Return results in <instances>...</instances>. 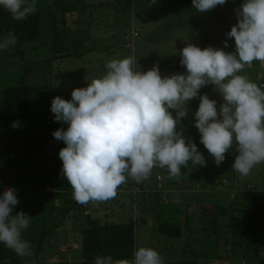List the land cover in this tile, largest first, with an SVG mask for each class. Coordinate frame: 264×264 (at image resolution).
Returning a JSON list of instances; mask_svg holds the SVG:
<instances>
[{"label": "clouds", "instance_id": "clouds-1", "mask_svg": "<svg viewBox=\"0 0 264 264\" xmlns=\"http://www.w3.org/2000/svg\"><path fill=\"white\" fill-rule=\"evenodd\" d=\"M225 0H192L194 8L206 12ZM2 7L16 21L37 12L36 0H0ZM235 42V53L192 44L181 49L180 63L187 74L161 78L158 66L134 71V57L112 59L105 63L106 73L93 79L86 88L74 89L71 100L54 97L50 111L55 121L68 124L66 131L52 133L64 142L58 155L62 172L78 204L103 202L115 198L117 189L131 178L140 183L154 168L166 170L170 178L181 175V167L206 166L193 143H187L176 126L187 116L185 104L196 98L199 90L212 84L224 103L219 113L216 101L199 96L195 127L200 142L217 166L237 144L239 153L233 169L247 176L264 163V89L239 75L253 61L264 62V0H245L237 12V24L226 33ZM17 42L9 32L0 49ZM224 47H228L225 41ZM169 109L176 110L174 119ZM218 115L222 119H218ZM13 127L18 126L13 122ZM16 190L0 194V243L19 257L34 255L31 244L22 237L31 222L25 213L11 215L18 204ZM95 264H164L152 248L139 247L132 259L113 260L98 255ZM33 264L35 262L33 261Z\"/></svg>", "mask_w": 264, "mask_h": 264}, {"label": "trees", "instance_id": "trees-1", "mask_svg": "<svg viewBox=\"0 0 264 264\" xmlns=\"http://www.w3.org/2000/svg\"><path fill=\"white\" fill-rule=\"evenodd\" d=\"M242 1L244 0H240V3ZM26 2L31 3V0ZM177 2L192 4V0ZM36 6L37 12L22 21L14 20L0 7V41L9 32L13 33L17 40L16 44L8 49H0V60L4 58L0 65L5 63V72L12 70L6 75L8 79L6 86L0 85V171L10 165L20 167L24 176L31 169L36 172L55 171L57 180H60L58 185L60 192L56 194L64 203L56 207L52 202L45 205L42 201L41 204L33 201L28 216L31 222L23 231L22 237L29 241L34 255L19 257L0 243V264L60 262L58 260L67 257V253L60 251L53 243V238H57V232L69 219L88 217L83 213L85 204H78L73 199V190L67 179H63L62 161L58 153L66 145L52 135L58 129L66 131L68 128L67 123L55 121L54 114L50 111L52 99L59 96L66 101L70 100L63 96L61 91L54 90L49 82L28 84L25 79L30 75L39 81L42 74L44 76L47 71L52 70L57 61L75 57L80 59L90 52L99 51L89 42L91 40L89 35L82 33L85 29L77 27L78 21L72 19L94 6L88 0H36ZM210 45L211 40H205L199 48L203 50ZM27 47L30 48L26 50ZM38 47L44 50L43 57H30L29 53L35 52ZM110 50L116 51L114 48ZM26 52L29 59L15 65L16 67L13 66L16 57L26 56ZM180 60L176 69L178 74L186 75V68L181 65ZM254 66L257 72L256 61ZM17 71L19 83L11 84L17 80L15 79ZM169 112L175 119V110L169 109ZM195 112L189 108L187 116L180 118L176 131L185 139L186 144L190 142L196 145L197 151L205 159L206 166L193 165L191 161L187 167L182 166L181 175L178 177L181 178L179 187L195 191L199 184L201 190L197 195L206 196V199L197 201L192 195L182 208L180 203H164L161 200V193L156 192L157 180L151 185L146 179L140 183L133 181L140 189L137 199L140 197L141 201H136V198L133 201L131 198L132 203L142 202L140 207L142 206L144 213L151 209L156 211L153 216V232L169 238L172 241L170 242L172 249L175 247L173 241L183 240L181 245L183 255L180 254L175 259L170 257L174 259L173 264H205L202 261L208 259V255L203 249L207 246L211 247L212 259L219 261V264H233L237 261L241 264H264V180L259 188H249L247 185L234 186L236 171L232 166L236 157L235 145H232L225 154L224 161L217 166L214 158L200 142L201 136L195 127ZM13 122L18 126L13 127ZM48 145L54 153L51 160L45 156V146ZM42 160L51 164L44 167ZM194 168L200 171L197 172ZM159 172L162 173L161 170ZM163 173H166L167 181L172 183L168 172L165 170ZM223 179L227 181L226 185L222 184ZM58 181H55V186ZM128 181L132 184L131 180ZM217 181L221 185H218ZM63 192H66L65 195ZM219 194L223 195V198ZM143 202L147 205H143ZM171 204L173 207H170ZM58 209L62 210L57 211ZM146 221L142 213L136 220L119 224L101 223L88 218L86 225L78 228L80 240L77 250L82 258L81 263L95 264L94 258L98 255H110L113 260L132 259L136 250L135 228ZM190 236L193 237L192 241ZM195 243L198 249L194 247ZM221 243H224L230 253L224 260L218 255V246Z\"/></svg>", "mask_w": 264, "mask_h": 264}, {"label": "rangeland", "instance_id": "rangeland-1", "mask_svg": "<svg viewBox=\"0 0 264 264\" xmlns=\"http://www.w3.org/2000/svg\"><path fill=\"white\" fill-rule=\"evenodd\" d=\"M161 1L162 0H103L102 5L93 8L96 10L95 12L90 13L89 9L88 13L84 16H74L72 19H75V21L77 20L76 17L79 18L78 24L76 23L77 27L86 28L82 30V33L92 38H90L91 40L89 42L92 43L93 47H97L99 51L90 52L80 59L75 57L57 61L53 69L47 71L44 76L40 73L42 77L40 76L41 79H39V81H37L38 78L30 75L26 77L25 81L28 84H44L49 82L54 90L61 91L63 96L71 100V92L74 89L86 88L93 79L102 77L106 73L105 63L112 59H122L129 56L134 57L136 63L133 65V68H135V71L141 72H146L156 65L158 66L161 78H164L170 77L173 74H178L176 67L178 66L179 59H181L180 51L188 44L199 47L203 41L211 40L210 47L216 50H223L226 53H235L234 39L228 38L226 33L237 24V12L240 10L242 2H245V0L241 3L240 0H225L223 5L209 10L215 11L217 9V12H213L209 17H204L202 12L194 8L193 4H184L177 2V0H167L164 1L165 3H161ZM139 3L152 5L151 7L149 5V9L146 7V13L143 14ZM161 5L163 7L165 6V8L160 10L159 6ZM178 9H180V11H178ZM131 27H134L137 31L139 30L138 38L134 40V46L137 48L134 49L135 51H133V49L132 51L127 50L123 43ZM150 37L152 39H149ZM225 41L228 44L226 48L224 47ZM29 48L30 47H27V49H25L28 50ZM112 48L116 49V51L111 52L110 49ZM143 49L148 50V53H145ZM43 52L44 50L38 47L35 52H30L29 56H40L42 58L44 55ZM25 54H27V52ZM27 59H29L28 54L23 57L18 56L15 61L13 60V66ZM3 60L4 58L0 61L4 62ZM249 66L251 67V65ZM5 69V63L0 65V85L2 86H4L8 80L6 75L12 71L8 70L5 72ZM245 71L246 69L244 68L241 72L242 75H246L249 78L255 73L254 71L245 73ZM18 72L19 71H17L15 78L17 80H11V84L19 83ZM2 76H4V78ZM261 77L262 76H260V80ZM209 85H211L208 86L209 89H211L212 84ZM200 95L203 96L204 93L202 92ZM207 95H209V99H211V96L212 98L216 96L217 99L221 97L216 88L213 89L212 95L211 92ZM198 107L199 104H197V106L187 107L186 111L189 108L197 111ZM49 164L51 163L42 160V165L44 167ZM159 170L162 172L164 171L159 168H154L152 170L149 176L150 178H147L148 183L152 185V182L156 180L159 174ZM199 171L200 169L197 170V172ZM53 176V172L50 170L36 172L34 169H31L30 172L24 176L20 167H13L12 165L0 171V194L9 188L16 190L15 195L18 204L13 207L11 215L14 216L19 212H23L28 217L31 212L33 201L40 204V201H42L45 205H47L48 202H52L53 204L57 202L55 203L56 207L60 206V204L63 205V199L56 193L47 194L44 191L47 183L51 180H55ZM161 178L163 179V177ZM263 180L264 163L256 165L247 176H242L237 173V182L239 185L249 182L259 188L258 186L262 185ZM127 187L132 189V185L129 181L118 187L120 188L119 192L121 189L125 190ZM200 190L198 184L194 193H177L175 198H179L182 208L183 204L186 203L185 200L192 195H194L193 198H196L197 201L206 199V196L197 195ZM165 195L167 200L168 197L169 200L172 199L169 193ZM179 195H184V197H179ZM118 198L126 201V205L124 207H117L115 206L114 198L109 199L104 201L105 204L108 205L109 201L111 202L108 208L109 211L107 212H104V207L98 206V203L101 202H91L90 216H96L101 223L119 224L125 223L128 220H133V211H131L132 205H129V202H127V199L131 201V194H129V196L127 195V198L121 195H119ZM182 198L184 201H181ZM139 201H141L140 197ZM141 207L139 206V208H136L140 213L143 209H141ZM170 207H173L172 204ZM94 209L97 210L96 213L93 212ZM61 210L62 209H58L57 211ZM148 212L149 211L142 213L146 216ZM146 220L145 224H138L135 228V249L139 247L152 248L161 255L164 264H173L175 257L180 254L183 255L181 246L183 240L173 241L175 247L172 249L170 247V242L172 241L163 235L154 233L152 229L153 222H151L150 219ZM80 221H82V219ZM74 229L75 224H72L71 221L69 223H64L57 232V238L54 237L52 241L57 247L60 243L64 244L60 249L64 253H67V257L64 258L65 260L68 259V256L72 259L69 264H82L80 253L78 250H74V244L72 243V231L70 230ZM189 238L192 241L193 237L190 236ZM77 240H80V238L75 239V242H77ZM194 247L198 249L196 243ZM78 248L79 246L77 245L75 249ZM203 252L208 255V259L202 261L203 263L219 264V261L216 262L211 257V247L207 246L203 249ZM229 254L224 243H221L218 246V255L223 257L224 260V257H227ZM170 257L174 259H170ZM62 261L63 258H61L60 262ZM237 262H233V264H238ZM239 264L241 263L239 262Z\"/></svg>", "mask_w": 264, "mask_h": 264}, {"label": "crops", "instance_id": "crops-1", "mask_svg": "<svg viewBox=\"0 0 264 264\" xmlns=\"http://www.w3.org/2000/svg\"><path fill=\"white\" fill-rule=\"evenodd\" d=\"M102 1L103 0H88V2L90 3V4H92L94 7H96V6H99V5H102ZM165 0H162L161 1V3H165L164 2ZM181 3V2H180ZM139 5H140V9H141V11H142V13L144 14V13H146V11L145 10H147V8L149 7V5H150V7H151V5L152 4H146V3H139ZM167 6V5H166ZM147 7V8H146ZM159 8H160V10L161 9H164L165 8V6L163 7L162 5L161 6H159ZM149 9V8H148ZM96 10L95 9H90L89 10V12L90 13H93V12H95ZM159 11V10H158ZM178 11H180V9H178ZM217 10H215V11H211V12H209V13H207L206 12V14H204L203 16L204 17H209V16H211L212 14H213V12H216ZM88 13V11H86V12H84L83 14H81V15H75V16H84V15H86ZM77 18V21H78V17H76ZM81 23V22H80ZM78 24V23H77ZM84 29H86V28H84ZM90 37V36H89ZM91 38V37H90ZM92 39V38H91ZM149 39H152L151 37L149 38ZM136 47L134 46V49H135ZM133 49V51H135ZM137 49V48H136ZM144 50V49H143ZM145 51V53H148V50H144ZM134 53V52H133ZM144 55V54H143ZM257 62V65H258V73L257 72H255V70L256 69H254L255 68V66H254V61L252 62V64H251V67L249 66V65H246L245 66V69H246V71H245V73H249L250 71H254L255 73H253V75H252V77L251 78H249V79H251L250 81H252V82H254V83H256L258 86H260V83L261 82H264V62H260V61H256ZM248 66V67H247ZM261 67V68H260ZM256 73H257V75H256ZM239 75H242V73L240 72V73H238ZM261 74V75H260ZM260 76H262L261 77V80H260ZM208 86H211V85H209V84H207V86H203L200 90H199V92H198V96L196 97V98H193V99H191V100H189V101H187L186 102V104H185V108L187 109V107H193L194 105H196L197 106V104H200V99H199V96H201L200 95V93H204V95H207V94H209L210 92H211V95H212V92H213V89L215 88V86L214 85H212V87H211V89H209V87ZM209 95H207V97H208ZM220 99H217V97L216 96H214V98H212V96H211V99L210 100H215L216 101V107H217V110H218V113H219V109H220V106L222 105V102L224 103V101H222L223 100V97H222V95L220 94ZM209 98V97H208ZM219 101H220V103H219ZM219 103V104H218ZM220 105V106H219ZM218 117H220L219 115H218ZM234 145H235V151H236V155L235 156H237L239 153L237 152V144L234 142L233 143ZM195 169V171H197L198 169L197 168H194ZM163 170V169H162ZM165 171V170H164ZM53 172V179H55V181H58L57 180V173L55 172V171H52ZM237 173L238 172H235V176H236V183H234V186L236 185L237 187H241V186H244V185H247V187H249V188H254V187H256L255 185H252L251 183H249V182H247V183H245V184H238V182H237ZM160 177H163V188H164V190H165V193L164 194H170L171 195V198L172 199H170L169 200V197H168V201L167 202H171V203H176V204H179V203H181V202H179L180 200H179V198H175V196L177 195V193H181V194H183L184 192H187V193H189V192H195L194 190H184V189H182L181 187H179V186H181L180 184H181V178H172L171 180V182L172 183H169L168 181H167V179H168V177L165 175V174H163V172L162 173H160L159 172V174H158ZM165 175V176H164ZM64 176V175H63ZM153 177H155V176H153ZM152 177V178H153ZM66 179V177L64 176L63 177V179ZM61 180H62V176H61V178H60ZM59 182H60V180L56 183V186H57V191L55 192V193H58V192H60L59 191V188H58V185H59ZM154 182V181H153ZM218 182V181H217ZM227 182V181H226ZM132 185V184H131ZM218 185H221L219 182H218ZM56 186H55V188H56ZM196 187H198V185L196 186ZM196 187H195V189H196ZM119 189L120 188H118L117 189V194H116V196H115V198H114V203H115V206H117V207H124L126 204V201H124V200H120L119 198H118V196L119 195H121V196H125L126 198H127V195L129 196V194H130V191L131 190H129V189H131L130 187H127L125 190H123V189H121L120 190V192H119ZM223 190V189H222ZM183 192V193H182ZM65 193L66 192H63V194L65 195ZM220 193H223V192H220ZM224 194V193H223ZM190 195V194H189ZM166 196V195H165ZM184 197V195H179V197ZM219 196L220 197H222L223 198V195H220L219 194ZM138 200H139V198H138ZM189 200V198H187V200H185V201H188ZM144 201H147V200H144ZM181 201H184V199L182 198L181 199ZM127 202H129L128 204L129 205H132L131 207H132V210L134 209V204L132 203V200L130 201V199H127ZM55 203H57V202H55ZM55 203H54V205H55ZM141 204H142V202H140ZM111 204V202L109 201V205ZM185 204V203H184ZM109 205L108 204H105V202L103 201V202H101V203H98V206L99 207H104V212H107V211H109ZM143 205H147L145 202H143ZM139 206H140V204H137V207L139 208ZM141 209H142V207H141ZM131 210V211H132ZM96 209H94L93 210V212H95L96 213ZM141 211V210H140ZM149 212L146 214V216L144 215V213H142L144 216H145V218L146 219H150L151 220V222H153L154 221V219H153V216H154V214L153 213H155L156 211L154 210V209H151V210H148ZM91 212V202H89V203H87V204H85V206L83 207V213H84V215L85 216H88V217H82V218H73V219H69L68 221H66V223H69L70 221H71V223L72 224H75V229L74 230H70V231H72V243L74 244V250H77V249H75L76 247H77V245L79 246V240H77V242H75V239H79L80 238V233H79V231H78V228H79V226H85L86 225V223H87V219L88 218H92V219H96V220H98V218L96 217V216H94V217H92V216H90V213ZM82 219V221H80ZM129 221V220H128ZM128 221H126V222H128ZM78 234H79V236H78ZM57 236H58V233H57ZM75 244H77V245H75ZM62 246H64V244L63 243H60L59 245H58V248L60 249V247H62ZM79 249V248H78ZM60 251H61V249H60ZM69 256H68V259H63V261L62 262H56L55 264H62V263H64V264H69L71 261H72V259L70 258V260H69ZM58 261H60V260H58Z\"/></svg>", "mask_w": 264, "mask_h": 264}, {"label": "built area", "instance_id": "built-area-1", "mask_svg": "<svg viewBox=\"0 0 264 264\" xmlns=\"http://www.w3.org/2000/svg\"><path fill=\"white\" fill-rule=\"evenodd\" d=\"M138 36V31L135 30L133 27L130 29L129 33L126 34V38L125 40H123V43H124V47L127 49V50H131L134 49V40L135 38ZM133 70L135 71V68H133ZM260 86L262 87V89H264V82H261L260 83ZM45 156H46V159L48 160H51L53 159V151L51 149V147L48 145V146H45ZM129 180L132 181V189L130 191V194H131V198L133 199V201H135L134 199L136 198V201L138 200L137 199V194L140 192V189L135 186L133 184V180L131 178H129ZM157 183H156V192H160L161 193V200L162 202L164 203H167V198L165 196V190L163 188V184H162V179L161 177L158 175L157 178ZM222 184L223 185H226V180L223 179L222 180ZM235 190V189H234ZM44 191L46 193H55L56 192V188H55V180H53V182H48ZM134 209L132 210L133 211V220H136L138 218V216L140 215V212L137 211V203L134 202Z\"/></svg>", "mask_w": 264, "mask_h": 264}]
</instances>
